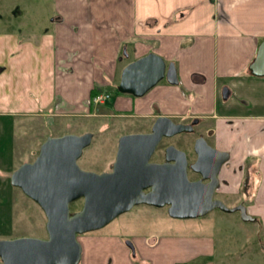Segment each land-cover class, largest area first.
Segmentation results:
<instances>
[{
	"label": "crops",
	"instance_id": "crops-1",
	"mask_svg": "<svg viewBox=\"0 0 264 264\" xmlns=\"http://www.w3.org/2000/svg\"><path fill=\"white\" fill-rule=\"evenodd\" d=\"M57 5L61 20H52L35 39L39 47L0 34V113L42 117L47 125L56 123L54 116L135 117L149 127L160 115L180 122L198 117L205 129L214 125L209 136L214 146L230 153L222 172L229 183L222 189L237 191L242 172L233 174V167L248 159L255 163L243 196L253 201L247 204L250 214L260 206L262 221H254L263 228L264 76L252 75L248 65L264 40V0H57ZM148 53L174 63L178 84L157 83L139 97L116 92L123 66ZM92 89L116 95L118 113L95 112ZM99 240L82 241L79 264H106V255L107 264H156L160 256L164 264H184L214 261L217 252L213 237L184 252L164 250L156 238L148 247L142 239L134 254L122 236Z\"/></svg>",
	"mask_w": 264,
	"mask_h": 264
},
{
	"label": "water",
	"instance_id": "water-1",
	"mask_svg": "<svg viewBox=\"0 0 264 264\" xmlns=\"http://www.w3.org/2000/svg\"><path fill=\"white\" fill-rule=\"evenodd\" d=\"M248 70L252 75L264 76V40ZM162 79L178 84L174 63L148 53L123 66L117 90L139 97ZM227 95L225 88L223 97ZM198 122V117L184 123L160 115L149 131L122 134L110 169L102 172L84 170L77 163L91 142V132L45 138L35 158L12 172L11 183L43 211L47 236L0 240L2 264H79L82 247L77 235L105 226L138 204L168 205V214L174 218H195L219 208L225 212L239 211L243 221H253L243 204L227 206L212 198L219 183L220 167L229 158V152L211 146L202 135L193 142L196 159L189 164L193 172L200 174L199 179L188 178L186 152L173 145L166 146L163 162L149 160L163 136L192 132ZM80 199V208L71 211L70 204ZM124 243L134 254L131 240Z\"/></svg>",
	"mask_w": 264,
	"mask_h": 264
},
{
	"label": "rangeland",
	"instance_id": "rangeland-1",
	"mask_svg": "<svg viewBox=\"0 0 264 264\" xmlns=\"http://www.w3.org/2000/svg\"><path fill=\"white\" fill-rule=\"evenodd\" d=\"M14 1L15 0H4V3L7 4L5 7H8L9 5L10 10L12 8L10 4L14 3ZM37 1L38 2H35V4H30L37 7L36 20L39 22L42 19L45 21L44 24H47L48 27L51 28L52 23L47 20L49 16L54 15V2L52 0H47V8L43 7L39 10L38 5L40 4L41 7L44 6V0ZM21 4L23 7L25 6L27 16H29L31 9L27 7L28 0ZM33 41L35 45L39 47V44L35 39ZM44 44L46 47L47 44ZM160 81L161 82L158 83H164L165 79ZM97 94L99 93L91 96V102H93V97ZM115 96L116 95L114 94H112V96L109 94L111 99L108 97L102 102H94V111L101 113L105 112V110H111L113 114L118 113L113 106ZM247 97H249V95H247ZM242 110L246 111L245 109ZM251 111H255L253 106H251L250 112ZM84 114L87 115L86 110L84 111ZM85 117L87 116L80 118V115H78L75 117H69L64 121V119H61L62 117L54 116L53 119L56 123H53V125H47L44 122L45 118L43 119L42 117L21 115L20 113H6V115L0 113V142L1 140L15 139L14 141L17 147L15 154L18 155V158L15 161L16 165L20 161L33 159L34 154H32L29 149L38 152L39 145L50 135L56 136L65 133L81 134L84 132H91V142L83 149L82 155L78 158L77 163L84 170L102 172L107 169L114 157L119 136L125 133L143 131L149 128V125L146 124L142 118H130L126 116L115 117L114 115L109 117L97 116L88 119ZM101 124L104 125L100 126ZM205 126L206 125L199 123L195 127V131H199L202 128L205 129ZM207 126H209L211 130L214 128V125L210 123L207 124ZM238 128V124L233 126V131L238 132ZM205 139L209 144H213V136H207ZM194 140L195 133L181 132L175 134L166 142H169L170 145H173L180 150L192 154ZM234 140H236L237 143H240L239 140H241V137L235 134ZM2 144L4 145L5 143L3 142ZM247 145L246 141V147ZM225 170L224 174L226 172ZM226 175L228 176L229 173ZM222 191L226 192L225 189H222ZM218 195L227 206L234 204L233 201L235 197L230 195V193H227L226 197V194L224 193ZM240 196L244 203H251V198L250 200L246 197L244 198L242 194L237 195V198ZM25 200L21 196L20 232L22 234L30 235L31 237L43 239L47 236L44 213L37 205L33 210L32 208H34V206L32 205V201H29L28 199ZM29 203L32 206L30 215ZM23 207L26 208L25 212ZM79 208L80 201L70 204L71 211ZM259 208L260 206H258V209ZM258 209L255 207L250 215L255 219H259L261 222L263 217L261 216V212H258ZM263 229L264 227L261 228L257 221H243L238 212H224L215 209L208 214L192 219H173L167 215L165 208L136 205L132 209L115 217L105 226L93 231L78 234L77 239L82 245V241L85 242L94 239L101 243L103 240H99V238L103 236H122L127 239L131 238L135 246H139L142 239H146L145 244L150 247L149 240H151V238H156L157 241L161 239L160 245L164 250L184 252L187 249L189 251L194 250L198 244H203L206 242V239L213 237L215 245L217 246V252L212 256V259H215L216 261H224L223 264H234V262H237L238 264H262L264 253H262V249L260 248L256 237L258 235L264 240ZM155 250L157 251L156 245ZM158 251L160 252V249ZM106 256L105 263L107 264L109 257L108 255ZM148 257L152 256L148 254ZM164 258L165 257L162 256L155 257L156 264H164V261L167 260ZM166 264L171 263L168 262Z\"/></svg>",
	"mask_w": 264,
	"mask_h": 264
},
{
	"label": "flooded vegetation",
	"instance_id": "flooded-vegetation-1",
	"mask_svg": "<svg viewBox=\"0 0 264 264\" xmlns=\"http://www.w3.org/2000/svg\"><path fill=\"white\" fill-rule=\"evenodd\" d=\"M26 0H15L14 3L10 4L12 8L9 10V5L8 7L7 4L4 3V0H0V34H6L8 37L13 39V41H32L34 39H37V37H40L43 35L48 28L47 24H44L45 21L42 19L38 22L36 20V6L35 5H30V4H35V2H38L37 0H28V5L27 7L31 9V13L29 16H27V12L25 9V6L23 7L21 3L25 2ZM54 2V8L56 9L57 5V0H52ZM44 6L41 7V5H38V8H47L46 4L47 0L43 1ZM40 6V7H39ZM60 21L61 16L55 11L54 15L49 16L47 21H52V20ZM2 68H0V71ZM192 119H189L188 121L184 123H189ZM200 123V120L197 124L193 125V133H195V139L202 135L204 138L207 136H210L211 132L208 129H201L199 131H195V127ZM150 127L146 130H143L142 132L149 131ZM191 132V133H192ZM174 136V135H173ZM172 136H163L159 142L156 144L154 151L150 157V161L152 162H163L165 158V148L166 146L170 145L169 142H166L171 138ZM7 140V141H6ZM1 140L0 142V240H5V239H14L22 236H28L31 237L30 235L22 234L20 232L21 228V218H20V202H21V196L25 199H28L29 201H32V205L35 209V206L37 205L36 202H34L30 197H28L26 194L22 192V190L18 187L15 186L11 183V174L12 172L23 162H30L32 161L37 152L36 150L32 151L31 149L30 152H32L33 159L29 160H23L20 161L18 164L15 165V161L18 158V155H16L15 151L17 150V147L15 145V139H6ZM5 143L4 145L2 143ZM209 144V143H208ZM211 146L215 147L214 144H210ZM117 147V146H116ZM34 148V147H33ZM193 151V150H192ZM116 153V152H115ZM186 158H187V175L190 180H196L200 178V174L193 172V170L190 168L189 164L195 161L196 155L194 152L192 154H189L186 152ZM230 153H229V158L221 165L220 171L218 173V178H219V183L218 186L215 188L214 193L212 198L220 199L222 200L218 194H226L225 197L227 196V193H230V195L234 196L235 199L233 201V205L237 204H243L246 207V210L249 213L247 209V204L244 203L242 197L240 196L237 198V195H244V193L248 192L250 186L252 183L250 182V177H251V168L254 167L255 163L252 160H246L242 164H239L237 166H234L232 169V173L235 174L237 171L242 172V176L239 179L238 182V189L237 191L231 193V192H224L222 191V186L226 185L229 183L228 180L225 178H222V172L230 165ZM115 159V154L114 157L111 161V163L108 165L106 170L110 169V166L112 162ZM205 182V180H204ZM149 188L145 189L144 191H148ZM241 198V199H240ZM26 201V200H25ZM80 206L82 204V200L80 199ZM138 205H144V206H150L154 208H165L166 213L169 217H171L168 214V205H163L160 207L153 206V205H147V204H138ZM38 206V205H37ZM136 206V205H134ZM133 206V207H134ZM31 205L29 203V215L31 213ZM39 207V206H38ZM132 207V208H133ZM24 212L26 210L25 207H23ZM40 208V207H39ZM131 208V209H132ZM219 209V208H215ZM213 209V210H215ZM77 210V209H76ZM211 210V211H213ZM220 210V209H219ZM210 211V212H211ZM222 211V210H221ZM225 212V211H224ZM238 212L239 211H234ZM209 213V212H208ZM207 213V214H208ZM240 215V213H239ZM200 217V216H199ZM173 219H192V218H174ZM196 218V217H195ZM255 220V219H254ZM253 220V221H254ZM31 221V218H30ZM259 231V230H258ZM259 234V233H258ZM127 238H124V242ZM131 240L134 250H136L135 245L133 243V240ZM257 242H259V246L262 249V253H264V240H262V237L258 236L256 237ZM127 246V245H126ZM128 247V246H127ZM129 248V247H128ZM130 249V248H129ZM131 251V249H130ZM192 260V259H191ZM191 260L186 261L184 264H220L224 261H212V260H204V261H198V262H193ZM226 261V260H225ZM0 264H2V261L0 259ZM234 264H238L237 262H234ZM262 264H264V260L262 261Z\"/></svg>",
	"mask_w": 264,
	"mask_h": 264
},
{
	"label": "built area",
	"instance_id": "built-area-1",
	"mask_svg": "<svg viewBox=\"0 0 264 264\" xmlns=\"http://www.w3.org/2000/svg\"><path fill=\"white\" fill-rule=\"evenodd\" d=\"M109 94L107 92H101L93 97V102H102L105 98H108Z\"/></svg>",
	"mask_w": 264,
	"mask_h": 264
},
{
	"label": "trees",
	"instance_id": "trees-1",
	"mask_svg": "<svg viewBox=\"0 0 264 264\" xmlns=\"http://www.w3.org/2000/svg\"><path fill=\"white\" fill-rule=\"evenodd\" d=\"M120 76V75H119ZM119 76L117 77V81H116V86H117V83H118V80H119ZM114 87L113 89L116 91V92H118V93H120L118 90H117V87ZM97 93V91L95 90V89H92L91 90V96H93V95H95Z\"/></svg>",
	"mask_w": 264,
	"mask_h": 264
}]
</instances>
